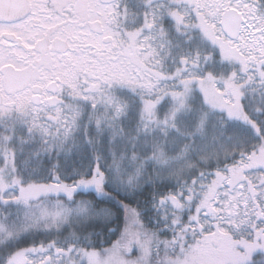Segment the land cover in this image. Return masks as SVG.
Here are the masks:
<instances>
[{
  "label": "snow or ice",
  "instance_id": "obj_1",
  "mask_svg": "<svg viewBox=\"0 0 264 264\" xmlns=\"http://www.w3.org/2000/svg\"><path fill=\"white\" fill-rule=\"evenodd\" d=\"M0 264H264V0H0Z\"/></svg>",
  "mask_w": 264,
  "mask_h": 264
},
{
  "label": "trees",
  "instance_id": "obj_2",
  "mask_svg": "<svg viewBox=\"0 0 264 264\" xmlns=\"http://www.w3.org/2000/svg\"><path fill=\"white\" fill-rule=\"evenodd\" d=\"M113 239H115V237H113Z\"/></svg>",
  "mask_w": 264,
  "mask_h": 264
}]
</instances>
